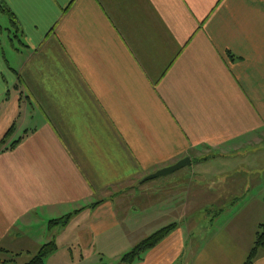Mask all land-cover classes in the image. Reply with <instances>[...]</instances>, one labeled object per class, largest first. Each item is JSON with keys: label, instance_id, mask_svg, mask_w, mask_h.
<instances>
[{"label": "crops", "instance_id": "0c3cea01", "mask_svg": "<svg viewBox=\"0 0 264 264\" xmlns=\"http://www.w3.org/2000/svg\"><path fill=\"white\" fill-rule=\"evenodd\" d=\"M1 6L17 30L0 44V253L55 240L45 264H97L176 222L134 264H244L264 220V0ZM185 157L205 180L233 178L200 188L221 211L200 228L189 172L145 179Z\"/></svg>", "mask_w": 264, "mask_h": 264}, {"label": "trees", "instance_id": "16d2710c", "mask_svg": "<svg viewBox=\"0 0 264 264\" xmlns=\"http://www.w3.org/2000/svg\"><path fill=\"white\" fill-rule=\"evenodd\" d=\"M1 9L2 12L8 16L11 26L15 27L14 30H17L16 20L12 12H10L7 8L3 6H1ZM11 133H12V127H10L6 131L4 137L0 141V150L4 148L7 138ZM16 142L17 140L12 142L9 147L13 146L14 143ZM99 202L100 201L93 203L90 207L96 206ZM220 213L221 211L218 210L215 216H218ZM72 215L73 213H69L62 218L52 219L48 221V226L49 227H53L56 225L65 226L69 222ZM177 225L178 223L173 222L155 230L154 232H152L151 234H149L148 236L137 242L135 245H133V247L130 248L128 251L123 253L120 257V262L118 264H134L135 262L141 260L145 252H147L148 250L156 246L160 241H162L173 229L176 228ZM262 249H264V220L261 221L256 228L254 239L244 264H251L256 258L258 252ZM56 250H57V243L55 242V240L47 241L42 245H40L37 251L31 254L30 258L22 264H45L46 258L50 256L52 253H54ZM0 251H3L4 253H8V250L4 248H0ZM10 255L11 256L7 257L6 259L0 258V264H9L15 261V256L17 254H10Z\"/></svg>", "mask_w": 264, "mask_h": 264}, {"label": "rangeland", "instance_id": "374dc122", "mask_svg": "<svg viewBox=\"0 0 264 264\" xmlns=\"http://www.w3.org/2000/svg\"><path fill=\"white\" fill-rule=\"evenodd\" d=\"M9 23L10 22H9L8 17L4 13L1 14L0 25H2V29L0 30L1 31V33H0V37H1L0 44L3 46L5 45L7 48H9V46H10V41L7 39V36L9 34L5 28L6 27L8 28ZM10 56H11L10 51L6 50L7 59ZM256 155L259 156L260 154L257 153ZM213 164H217V162H215ZM179 170H176V171L170 173L169 175L174 176L175 174H178V172H180ZM181 170H185V171L189 172V176H190L189 177L190 178L189 184H191V186H192L191 188L193 191V201H192L193 209H192V211L195 209H198V210L193 211L192 215L190 214L186 218H187V221L190 219L192 220V221H190V222H193L192 226L195 224V226L197 225L196 227L200 228V226L205 224V217H208L209 219L210 218L214 219L217 217L215 215L218 212V209L202 208V206H201L202 205V195L199 194L200 188L203 187V189H201V190H204V188H207V187H213V186L216 187V186H220L223 184H225V186H226L229 181H233V178H232V175L229 177L225 176L224 178H219L218 175L212 174V175H210L209 180H205L206 178H202V176L200 175V173L198 171L199 169L197 168V164H192V165H189L188 167H185V168L183 167V169H181ZM240 173H243V172H240ZM169 175L158 176L156 178L150 179L149 182L159 183L160 180L168 177ZM241 175H243V174H241ZM263 175H264V173H263ZM263 175H261L260 178H263L261 182H263L262 184L264 186ZM215 187H213V188H215ZM225 197H227V196H225ZM212 202H213V200H212ZM203 209H205V210H203ZM186 218L184 220H186ZM114 244L117 245L116 243H114ZM21 245H26V244H21ZM61 245L64 246V247H61L63 251H65L69 247L67 243H64ZM119 246L123 248L124 244L120 243ZM72 250H73L74 254L76 255L77 254L76 253L77 252L76 246L72 247ZM106 251H108V252H106L105 255L103 257H101V259H99L97 264H118L120 262L121 253H123V252L118 250L117 247L111 248V249L106 248ZM10 256L11 255H9V254L0 253V258H2V259H6L7 257H10ZM28 259H29V256L22 255L19 258L15 259V261L13 263H9V264H22L25 261H27ZM62 263H63V261H61L59 257L54 259V262L53 261H51L50 263L47 262V264H62Z\"/></svg>", "mask_w": 264, "mask_h": 264}, {"label": "water", "instance_id": "95a60500", "mask_svg": "<svg viewBox=\"0 0 264 264\" xmlns=\"http://www.w3.org/2000/svg\"><path fill=\"white\" fill-rule=\"evenodd\" d=\"M191 164V160L189 157H185L180 159L179 161H177L176 163L160 168L158 170H156L155 172H153L152 174L148 175L145 179L146 180H150L153 178H156L158 176H162V175H169L170 173L179 170L185 166H189Z\"/></svg>", "mask_w": 264, "mask_h": 264}]
</instances>
